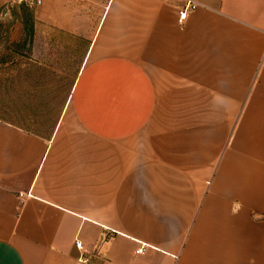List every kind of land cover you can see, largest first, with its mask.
<instances>
[{
  "label": "crops",
  "instance_id": "0c3cea01",
  "mask_svg": "<svg viewBox=\"0 0 264 264\" xmlns=\"http://www.w3.org/2000/svg\"><path fill=\"white\" fill-rule=\"evenodd\" d=\"M92 1L51 136L0 120V264H264V0Z\"/></svg>",
  "mask_w": 264,
  "mask_h": 264
},
{
  "label": "rangeland",
  "instance_id": "374dc122",
  "mask_svg": "<svg viewBox=\"0 0 264 264\" xmlns=\"http://www.w3.org/2000/svg\"><path fill=\"white\" fill-rule=\"evenodd\" d=\"M40 1L0 0V119L50 137L84 65L87 44L75 40L61 46L52 41L51 0ZM86 5L88 21L97 24L99 4ZM23 6L32 11L35 30L26 46L23 22L29 19ZM36 33H44L46 41L42 36L35 39ZM91 264L105 263L93 258Z\"/></svg>",
  "mask_w": 264,
  "mask_h": 264
},
{
  "label": "trees",
  "instance_id": "16d2710c",
  "mask_svg": "<svg viewBox=\"0 0 264 264\" xmlns=\"http://www.w3.org/2000/svg\"><path fill=\"white\" fill-rule=\"evenodd\" d=\"M21 9L26 13L25 14V19H29V22L28 21L27 22L26 21L23 22V26H24L25 34H26L25 39L23 41V46H26L28 43L32 42V39H33L34 34H35L34 20H33V13H32L31 10L26 9L24 6L21 7ZM4 122H6V121H4ZM11 124H13V123H11Z\"/></svg>",
  "mask_w": 264,
  "mask_h": 264
},
{
  "label": "built area",
  "instance_id": "2783aa9c",
  "mask_svg": "<svg viewBox=\"0 0 264 264\" xmlns=\"http://www.w3.org/2000/svg\"><path fill=\"white\" fill-rule=\"evenodd\" d=\"M39 4H41V1L39 0ZM185 17V13L181 15V18ZM77 248L82 249V244L81 243H77ZM138 253H143V250H139Z\"/></svg>",
  "mask_w": 264,
  "mask_h": 264
}]
</instances>
